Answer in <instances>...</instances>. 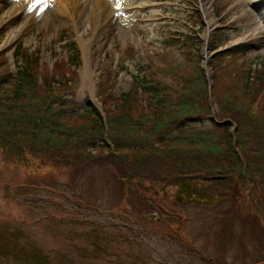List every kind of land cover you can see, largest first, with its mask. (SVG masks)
<instances>
[{
  "label": "rangeland",
  "instance_id": "rangeland-1",
  "mask_svg": "<svg viewBox=\"0 0 264 264\" xmlns=\"http://www.w3.org/2000/svg\"><path fill=\"white\" fill-rule=\"evenodd\" d=\"M206 2L213 18L210 30L200 0H105V18L89 22L94 5L90 0L81 10L78 26L75 16L54 11L53 1L0 0L3 71H15L13 52L21 45L26 53H39L40 70L47 79H70L67 86L58 83L54 91H39L37 96H46L48 104L68 99L72 106L63 113H77L66 120L74 133L71 144L90 156L78 167L57 163L58 159L54 162L49 157L64 154L29 145L28 127H23L8 130L12 141L24 135L20 157H11L6 155L8 137L0 126V264H264V208L257 210L250 200L251 191L262 188L248 175L235 173L224 184L197 178L166 185L175 172H167L165 164V171L154 170L146 183L136 179L127 185L118 177L115 180L121 169L105 159L107 152L100 155L86 146L92 139L86 120L78 116L87 100L101 111L104 102H112L119 85L121 90L132 88L139 99L134 115L139 122L133 138L119 142L129 146L122 155L134 157L138 148L159 149L149 99L133 80L141 69L154 78L149 83L164 87L173 101L185 89L204 105L210 92L220 91L219 97L216 93L209 99L212 113L204 112L203 120L190 123L187 129L214 127L218 138H226L224 130L214 125L220 119L233 124L234 142L235 125L243 134L252 130L253 143L261 142L264 0ZM23 3L21 14L8 13ZM191 33L193 47L186 50L182 46ZM17 34V41L10 42ZM71 43L80 57L76 69L69 58ZM197 67L204 72L207 93L197 79H188ZM236 91L239 95H233ZM226 92L231 102L222 101ZM6 93L0 98H8ZM253 93L256 101L249 103ZM144 134L148 141L143 140ZM252 142L251 148H258ZM175 148V152L163 150L166 154L161 157H195L197 153L195 146L184 141ZM219 157L221 163L228 162L226 156ZM195 191L197 195L190 194ZM234 192L243 194L242 205ZM168 228L178 232L185 245L167 235Z\"/></svg>",
  "mask_w": 264,
  "mask_h": 264
},
{
  "label": "trees",
  "instance_id": "trees-1",
  "mask_svg": "<svg viewBox=\"0 0 264 264\" xmlns=\"http://www.w3.org/2000/svg\"><path fill=\"white\" fill-rule=\"evenodd\" d=\"M194 39L193 35L189 36V40L186 41L182 48L186 47V50H190L193 47L191 41H194ZM71 44H73V47H71L73 53L70 55V63L76 69L80 65L79 52L74 43ZM242 46L245 47L247 45ZM38 54L31 55L22 50L21 45L17 46L13 52L16 68L14 73L10 72V70L7 72L3 71L2 59L0 58V95L7 92L6 96H9L6 99L0 98V126H4L9 142L8 145H5L7 147L6 155L20 157V154L17 155L21 150V143L19 142L24 138L23 135L19 140L12 141L8 135V130L10 128H17L19 130L23 127H28L25 138H27L29 145L49 148V150H58L64 154L49 157L54 162L58 159L57 163L60 164L66 162L67 166H82L87 161H90V156H88V153L84 155L82 151L76 149L71 144L70 137L74 133L70 131L69 128L71 126L66 120L71 119L77 113L73 115L63 113L69 111V107L72 106L71 103L67 99L62 102L57 100V103L48 104L46 96L39 98L37 96L40 95L39 91H54L55 84L64 83L67 86L70 79L65 81H61L55 77L47 79L40 70L42 64L40 63V56ZM195 56L199 57V54L196 53ZM120 72L117 71L116 73L119 74ZM137 76L140 79L133 77V80L138 85V89H142L149 99V113L155 121L153 133H155L159 141V149L148 151L138 148L134 157L133 155L131 157H126V155L123 157L122 155V150L129 146L126 143L120 144L119 142L128 136L133 138L136 131L134 125L137 124L136 122H139L137 118H134V115L139 111V99L135 98L136 91L132 88L121 90V85H119L114 91V96L110 98L112 102H104L101 111L87 100L82 112L78 113V116L82 114L81 117L86 120L85 128L88 130V138L92 139L86 146L89 149L97 150L100 155L107 152L106 156L108 157H105V159L111 160L115 166L120 167V173L118 175L115 174V180L118 177L130 186L133 185L132 181L136 179H141L142 183H146L147 181L145 180L151 179L154 170L160 172L163 170L164 172L165 164L168 165L167 172H175L172 177L165 181L166 185L182 179L197 178L208 180L211 183L224 184L235 173L242 174L243 176L246 174L252 182L262 188L261 192L251 191L250 193L252 197L250 199L251 203L258 205L257 210L261 211L264 208V129L260 128L262 141L256 142L257 144L253 143L249 136L253 132L252 130L247 129L243 134L236 125L234 134L237 136V140L234 142L232 133L233 124L227 121L222 122L220 119L215 120L214 125L224 130L226 138H218L214 127L212 130L187 129L186 127L190 123L202 121V118L206 115L203 114L204 112L212 113L209 99L212 96L215 97L216 93V98L219 97L220 91H217V89L213 90V95L210 92L211 96L209 99H204V105H199L195 96L185 92V89L173 101L167 97L168 92L166 93L163 90L164 87L149 83L150 78L153 77L146 75L144 70H141ZM191 78L197 79L199 85L207 93L205 89H208V86L201 67H197L188 79ZM249 78L248 81L250 82ZM45 86L46 89H44ZM99 87L102 89V84H99ZM10 91L12 92L11 94ZM235 94H238L237 91L233 93V95ZM230 97L229 93H222V101L231 102L232 99ZM248 97L250 99L249 103L252 100L256 101L254 93ZM40 99L44 101L46 107L42 105ZM250 108L252 112H255L251 106ZM209 120L213 121V118L209 117ZM148 138V135H143V140L148 141ZM183 141L190 146L196 147L197 153L195 157H161V153L166 154V152L178 150L175 148V145L177 143L182 144ZM249 142H252L253 146H257L258 148L252 149V145L250 146ZM44 156L47 157V152L44 153ZM219 156H226L224 158L228 162L221 163ZM67 158L70 159L67 161ZM158 161L160 163H157ZM176 168L178 169L175 170ZM158 176L159 174H157ZM163 179L164 176L161 180ZM129 189L130 187H128ZM190 194L194 196L197 195V192H191ZM233 196L241 203L243 194L239 195L234 192ZM167 230H169L166 231L167 235L172 239L181 241L185 245V240H182L177 235L179 234L178 232L172 230V228H168Z\"/></svg>",
  "mask_w": 264,
  "mask_h": 264
},
{
  "label": "bare ground",
  "instance_id": "bare-ground-1",
  "mask_svg": "<svg viewBox=\"0 0 264 264\" xmlns=\"http://www.w3.org/2000/svg\"><path fill=\"white\" fill-rule=\"evenodd\" d=\"M32 1H36V0H32ZM48 1H53L54 3L51 5L54 9V11H60L64 12V13H68L69 15H73L76 17V21H75V26H78L79 22L81 21V15H82V9L83 7H85V4L87 6L88 1L85 3V0H48ZM94 2V5L92 3V7L90 8L91 13L88 15V19L89 22L90 21H99V20H103L105 18L104 13L106 12L105 9L102 8L104 1L105 0H91ZM200 4L202 5V7L205 10V14H206V18H207V28L210 30L211 26L213 24V18L212 15L209 11V8L207 6V2L206 0H200ZM50 6V7H51ZM25 5L24 3L21 5L20 9H15L13 11H11L9 9L8 13H10L11 15L13 13H19L21 14L22 11H24ZM111 14L109 13V16ZM19 35H15L10 39V42H15L17 41ZM10 42L8 43V45L10 44ZM86 70V69H85ZM89 71H86V73H88Z\"/></svg>",
  "mask_w": 264,
  "mask_h": 264
}]
</instances>
